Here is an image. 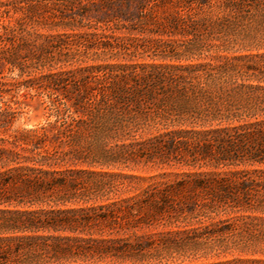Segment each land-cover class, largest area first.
Returning a JSON list of instances; mask_svg holds the SVG:
<instances>
[{
    "label": "trees",
    "instance_id": "1",
    "mask_svg": "<svg viewBox=\"0 0 264 264\" xmlns=\"http://www.w3.org/2000/svg\"><path fill=\"white\" fill-rule=\"evenodd\" d=\"M254 59L264 0H0V264L264 252ZM27 91L50 112L20 130Z\"/></svg>",
    "mask_w": 264,
    "mask_h": 264
},
{
    "label": "rangeland",
    "instance_id": "2",
    "mask_svg": "<svg viewBox=\"0 0 264 264\" xmlns=\"http://www.w3.org/2000/svg\"><path fill=\"white\" fill-rule=\"evenodd\" d=\"M137 61H150V58L145 55L142 58H134ZM254 61L258 64L263 65L264 60L254 59ZM24 92L20 91L19 94L22 95ZM22 103L20 105V110H22V114L19 119L16 121L14 128L16 129H29L33 127H40L43 125L49 114V107L47 98L45 96H37L35 95L34 91H27L26 98L20 97L19 99ZM53 118H51L52 120ZM118 149H115L117 151ZM113 165H116L113 171L122 170L126 173L136 174L141 177H148L150 175L157 174L160 172L161 168L153 166L151 163L145 164L143 162H139L138 164L131 162H127V164H122L120 162H115ZM124 165H128V168ZM170 171V170H168ZM174 178L173 175L168 176L167 180H172ZM147 182L143 181L140 183V187H146ZM261 247L264 249V239L261 240ZM232 254H226L225 256L217 257H210V258H195V259H185L183 261L178 260L176 262H169V264H205V263H212L217 261H225L227 259L232 258H240V259H250V260H257V263L254 264H264V252L262 253H254V254H240L236 251L229 252ZM252 264V263H249Z\"/></svg>",
    "mask_w": 264,
    "mask_h": 264
}]
</instances>
